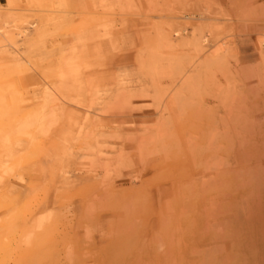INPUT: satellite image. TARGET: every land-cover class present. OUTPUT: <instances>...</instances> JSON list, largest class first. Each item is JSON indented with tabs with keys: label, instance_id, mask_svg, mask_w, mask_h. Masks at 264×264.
<instances>
[{
	"label": "rangeland",
	"instance_id": "obj_1",
	"mask_svg": "<svg viewBox=\"0 0 264 264\" xmlns=\"http://www.w3.org/2000/svg\"><path fill=\"white\" fill-rule=\"evenodd\" d=\"M262 12L0 0V264H264V142L213 138L264 81Z\"/></svg>",
	"mask_w": 264,
	"mask_h": 264
},
{
	"label": "bare ground",
	"instance_id": "obj_2",
	"mask_svg": "<svg viewBox=\"0 0 264 264\" xmlns=\"http://www.w3.org/2000/svg\"><path fill=\"white\" fill-rule=\"evenodd\" d=\"M236 3H237V1H236ZM249 4L251 6H253L255 4H258L264 10V0H249ZM205 5L207 6V4H205ZM205 5H204V7H206ZM244 14H246V13H244ZM243 29L248 34L259 35L261 37V39H260V37H258L260 40H259V42L256 41L258 44H256L255 49L258 52H260V58L262 60H264V55H262V53H264V13L261 16L255 18V19H252L251 21H248L243 26ZM239 31H240V28H239ZM201 43L204 46V44L206 43V39L203 38L201 40ZM239 43L240 42H238V44ZM258 54H257V56H258ZM225 55H226V53H225ZM254 55H256V54H254ZM234 60H235V58H234ZM224 67H226V66H224ZM216 78H219V76H217ZM213 79H214V77H213ZM214 81H217V80H214ZM212 83H214V82H212ZM215 84H219V82L215 83ZM216 88L217 87H215V90H216ZM217 90H219V89H217ZM248 90H249V92H253L254 91L256 93H253V96H251V97L250 96L243 97L242 101L239 104V106L234 107V105H233L234 103L237 102V97L236 96H232L231 98H229V103L228 104L224 103L225 105H222L223 107H221V108L223 110V113L225 114V117L221 119L220 125L215 129V133L213 135V138L215 140L222 139V140H225V141H228V142H232V141H237L238 142L239 140H241V141L245 140V137L248 136V137H250V138H252V139H254V140L258 141V142H264V81L263 82H259L258 84L256 83L255 85L252 84V82H251L250 84H248ZM214 93H216V92L214 91ZM219 110H220V108L218 110H216V113L218 115L220 114ZM248 218L250 219L249 221H251V224L246 225V226H250V225L253 226L254 232H256L257 239H256L255 242H257V243H256L255 249H256V251H258V253L260 255V260L264 263V221L261 220L263 222H261V225H259V231H258L257 228H256V226H257L256 220L257 219L256 220L254 219L255 218V214L248 215ZM215 242L217 243V240Z\"/></svg>",
	"mask_w": 264,
	"mask_h": 264
}]
</instances>
